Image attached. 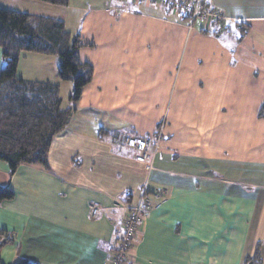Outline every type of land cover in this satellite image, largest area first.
I'll list each match as a JSON object with an SVG mask.
<instances>
[{"label": "crops", "instance_id": "crops-1", "mask_svg": "<svg viewBox=\"0 0 264 264\" xmlns=\"http://www.w3.org/2000/svg\"><path fill=\"white\" fill-rule=\"evenodd\" d=\"M76 1L0 0L45 18L83 13L79 59L93 68L51 143L50 170L10 176L0 161V187L14 193L0 203L12 239L0 264H109L141 197L147 213L126 264H253L256 253L264 264V0H197L222 20L192 25L144 0ZM46 61L54 74L56 58L38 68ZM131 137L155 139L149 169Z\"/></svg>", "mask_w": 264, "mask_h": 264}, {"label": "trees", "instance_id": "trees-1", "mask_svg": "<svg viewBox=\"0 0 264 264\" xmlns=\"http://www.w3.org/2000/svg\"><path fill=\"white\" fill-rule=\"evenodd\" d=\"M33 1L66 7L71 0ZM83 47L80 36L70 35L61 20L0 8V161L7 165L10 176L21 165L50 170L51 143L67 129L73 112L62 107L58 85L17 78L21 55L56 57L57 76L72 83L69 104L76 106L93 78L92 66L79 59ZM13 198L9 187H0V203ZM9 242L12 239L0 231V250ZM252 260L253 264L260 263L257 253ZM14 264L34 263L19 259Z\"/></svg>", "mask_w": 264, "mask_h": 264}, {"label": "built area", "instance_id": "built-area-1", "mask_svg": "<svg viewBox=\"0 0 264 264\" xmlns=\"http://www.w3.org/2000/svg\"><path fill=\"white\" fill-rule=\"evenodd\" d=\"M169 6L176 14L183 17L189 25H192L197 19L200 20H222L221 13L216 10L205 8L203 3L197 0H144ZM150 141H131L129 146L137 150L136 161L144 164L147 169L154 156L153 153L146 150ZM142 144V147L136 145ZM143 200L138 206L130 210L125 222L123 223L122 233L119 237L118 244L110 257L109 264H126L131 253V241L136 238L139 231L142 213L145 212ZM90 209L91 218H95L99 210L98 205L92 204ZM148 208V207H147Z\"/></svg>", "mask_w": 264, "mask_h": 264}, {"label": "rangeland", "instance_id": "rangeland-1", "mask_svg": "<svg viewBox=\"0 0 264 264\" xmlns=\"http://www.w3.org/2000/svg\"><path fill=\"white\" fill-rule=\"evenodd\" d=\"M80 3H83V0H77L76 1V4H80ZM56 8H58V7H56ZM63 8H65V7H61V8H58L56 10H65ZM25 10L26 11H33V12L35 11V13H37L36 11H38L36 8H32V7L25 8ZM71 12H73L72 9L70 11H61L60 13H54L53 14V12H50V14H45L44 13V14H40V15H51L52 17H56L55 19H57V20L63 19L64 21H66L65 22L66 31L69 32L70 35L75 36V35H77V33L79 31L80 24H81V21L83 19V13H80V15L76 14V15H73L71 17V15H70ZM67 14L71 18H67L68 17ZM25 58H27V59H25ZM43 58H44V60H52V59L55 60L56 57L38 55V54H33V53H23L21 55L20 61H19V65L20 66H19V70L17 71V74H16L17 78L24 79V80L27 79V80H30V81H32V79H33L35 81H39V83H49L51 85H58L59 86L60 98H61V101H62V107L63 108H67L68 104H69V98L72 95V91H73L72 83L71 82H62V81H60L58 76H57V70L53 74V66H50L47 63V61L44 62V67L43 68H38L39 67V62L41 60H43ZM34 63H35V65L37 64L38 66H35ZM36 69H37V72L34 73V71ZM47 81H49V82H47ZM136 140L137 141L141 140L142 142H145L144 139L138 140V139H133L132 137L128 138V140H126V141H127L128 146H129L131 141H136ZM152 141H155V139L153 138V140H150V142H152ZM139 145H140V147H142V144H139ZM139 145L137 144L136 147L139 148ZM142 200L144 201V197L140 198L138 205L140 204V202ZM143 207H145V206L143 205ZM90 209H91V207H89V217L91 218ZM145 209H146V207H145ZM146 213H147L146 211L142 213L141 222L139 224V230H140V225H141L142 221L144 220V218L146 216ZM91 219H93V218H91ZM138 233H139V231H138Z\"/></svg>", "mask_w": 264, "mask_h": 264}]
</instances>
